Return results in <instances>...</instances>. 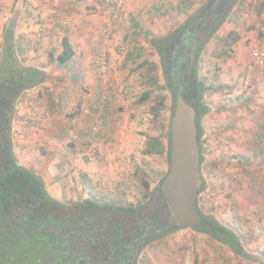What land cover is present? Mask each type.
Masks as SVG:
<instances>
[{
  "label": "rangeland",
  "instance_id": "374dc122",
  "mask_svg": "<svg viewBox=\"0 0 264 264\" xmlns=\"http://www.w3.org/2000/svg\"><path fill=\"white\" fill-rule=\"evenodd\" d=\"M205 2L128 0L119 19L108 16L113 24L108 37L101 31L83 46L77 41L78 56L61 66L50 56L62 51L59 36L67 33L66 26L58 24L62 34L44 31V40L40 32L29 39L23 31L30 26L18 25L28 0H0V56L4 29L13 26L17 38L18 26L24 65L47 73L45 83L24 91L16 102L12 139L18 162L45 179L52 197L65 205L94 199L133 210L162 185L168 159L147 156L144 150L147 138L161 136L171 122L173 99L168 94L166 108L158 110L156 95L166 94L158 89L151 100L139 102L146 90L154 89L152 78L164 84L160 70L150 71L160 65L150 41L194 19ZM223 18L202 49L199 73L209 85L234 88L205 97L212 108L202 124L201 170L207 188L199 205L238 233L246 254L239 257L184 229L147 249L169 262H183L186 255L193 264H264V0H238ZM231 31L241 39L230 47L220 40ZM103 52L111 68L106 82L95 76L94 58ZM83 66L93 68L94 88L77 76ZM221 106L227 109L219 113Z\"/></svg>",
  "mask_w": 264,
  "mask_h": 264
},
{
  "label": "trees",
  "instance_id": "16d2710c",
  "mask_svg": "<svg viewBox=\"0 0 264 264\" xmlns=\"http://www.w3.org/2000/svg\"><path fill=\"white\" fill-rule=\"evenodd\" d=\"M215 1V0H213ZM188 18L186 21L190 20ZM224 18L211 32L209 39L224 22ZM14 27L8 26L4 29L3 35V62L0 71V95L7 92V88H13L7 95V104L0 107V264H75L73 256L66 252L67 245L62 244L60 239H57L53 231H45L41 234L39 231L31 230L26 236L23 231H18L10 223L12 207H16L14 201L23 200L26 196L29 199L38 198L41 203L35 209V216L45 217L48 222L53 219L48 215L54 216L60 212L61 207L65 204L52 198L45 189L44 179L36 174V171L20 165L16 159L14 145H12V134L10 131V122L12 120L13 109L20 95L31 88L38 87L47 81V73L35 66L24 65L21 55L24 53V48H20L17 44L18 39L14 34ZM189 34L188 25L182 24L179 28H175L170 34L158 38H153L150 42L155 49L156 54L160 57V65L154 66L150 71H159L163 82L159 86L157 78H152L154 89L146 90L139 99L140 103H145L153 98L155 92L159 89L166 92L164 95L157 94L158 110L166 108L168 94L172 95L173 110L175 99L181 84L185 85L183 94L188 104L192 105L197 113L196 123L199 134V145L201 149V163H203V143L200 142L204 134L203 119L210 113L211 106L205 101L206 95H211L218 91H230L234 88L233 85H222L215 87L206 83L205 79L199 73V61L204 44L200 47L197 53V58L193 64L190 76L186 80L182 79L185 72L186 60L183 57L184 50L179 48V40H184ZM241 36L236 31H231L227 36L220 41L232 45L238 44ZM62 51L57 56L51 53V59L56 60L59 65L68 64L76 55L75 49L68 37H63L61 41ZM78 79V77L76 76ZM16 92V93H15ZM1 98V96H0ZM8 104L10 107L8 108ZM156 108H153L154 111ZM227 106L218 107L217 111L223 112ZM173 113V112H172ZM170 125H164V133L158 137H148L144 154L147 156L159 155L170 157ZM204 179V177H203ZM149 188V183H145ZM207 188L206 180H204L205 191ZM14 195V197H12ZM19 195L20 197H16ZM38 204L36 200L34 202ZM199 206V201L197 207ZM11 207V208H10ZM202 223L194 228H191L194 234L205 235L214 242L226 247L231 253L245 257L244 244L242 239L235 231L228 228L220 222L214 215L201 213ZM60 218H56L52 223L58 224ZM21 228V225H20ZM45 229V228H44ZM170 237V236H168ZM167 238V237H166ZM164 239V238H162ZM161 239V240H162ZM249 258V257H248ZM191 258L188 257L187 264H190Z\"/></svg>",
  "mask_w": 264,
  "mask_h": 264
},
{
  "label": "flooded vegetation",
  "instance_id": "af4514ba",
  "mask_svg": "<svg viewBox=\"0 0 264 264\" xmlns=\"http://www.w3.org/2000/svg\"><path fill=\"white\" fill-rule=\"evenodd\" d=\"M237 1L206 0L200 13L194 19L183 23L188 25L189 34L184 40H179V48L184 50L183 57L186 60L182 79L186 80L188 74L191 77L190 71L197 58L198 50L206 44L211 32ZM181 86L185 85L181 84ZM5 87L7 92L3 91L5 94L0 95V107L7 104L6 93L11 89L15 91L13 88ZM7 107L9 108L10 105L8 104ZM167 176L163 178L162 185L152 188L151 198L139 209L114 208L109 204H100L94 199L77 200L71 205L66 204L61 207L58 210L60 212L54 216L48 215L53 220L61 219L58 224H55L52 223L53 220L48 222L45 217L35 216V209L38 208L41 200L29 199L26 196L23 200L14 201L16 207H10L11 215H13L10 223L16 230L23 231L25 236L33 229H35L34 233L39 231L41 234L45 231H53L57 239L67 245L66 252L73 256L75 264H137L141 252L147 250L154 242L174 236L180 230H192L174 221L163 192ZM44 183L50 195L45 180ZM16 197L20 196L16 195ZM54 199L61 202L57 198ZM36 200L38 204L34 203ZM198 208L199 213H203L200 205Z\"/></svg>",
  "mask_w": 264,
  "mask_h": 264
},
{
  "label": "water",
  "instance_id": "95a60500",
  "mask_svg": "<svg viewBox=\"0 0 264 264\" xmlns=\"http://www.w3.org/2000/svg\"><path fill=\"white\" fill-rule=\"evenodd\" d=\"M2 62L3 49L0 56V71ZM183 88L181 86L178 90L173 117L169 123V173L164 182L163 192L174 221L192 228L202 222L197 202L204 187V179L196 123L197 113L195 108L186 102Z\"/></svg>",
  "mask_w": 264,
  "mask_h": 264
},
{
  "label": "crops",
  "instance_id": "0c3cea01",
  "mask_svg": "<svg viewBox=\"0 0 264 264\" xmlns=\"http://www.w3.org/2000/svg\"><path fill=\"white\" fill-rule=\"evenodd\" d=\"M22 13L18 16V25L24 22L30 26L29 29L23 31V33L28 35L27 37H29V39H37V34L40 32L44 40V38L47 37V33L59 32V23L60 25H65L67 33L59 37L61 40L63 37L69 38L77 54L75 55V59L79 53L75 47L79 45L77 41H82L84 43H82L83 46L89 42V39L97 40L101 31H104L107 26L110 28L113 26L111 19L108 18V15L103 11L99 0H28V3H25L22 7ZM46 27H48V30ZM18 31L17 26V39L19 34L22 33L21 31L18 33ZM59 53H61V51ZM112 67L115 69L113 64ZM92 69L93 68L89 66H83L81 69L80 67L77 68L76 72L77 76L82 77V80H86V83L94 88L95 79L94 70L92 71ZM91 110L94 111V107H91ZM27 168L33 169L31 167ZM154 244H156V242H154ZM165 257L164 255V258H162L145 249L141 252L137 264H187L188 262V257L186 255L184 256L185 259L183 262L180 259L176 262H173L172 259L169 262ZM190 264H193L191 260Z\"/></svg>",
  "mask_w": 264,
  "mask_h": 264
},
{
  "label": "built area",
  "instance_id": "2783aa9c",
  "mask_svg": "<svg viewBox=\"0 0 264 264\" xmlns=\"http://www.w3.org/2000/svg\"><path fill=\"white\" fill-rule=\"evenodd\" d=\"M128 0H99V3L102 6L103 11L110 17L114 19H119L121 14V10L127 4ZM104 34L106 37L110 35L109 26H107L104 30ZM94 65H95V76L101 80V82L108 81L111 68H110V60L107 54L99 53L94 58ZM104 95V94H103ZM102 98L106 99L105 96ZM101 124L99 120L97 121V125L93 128L94 133H97L98 128Z\"/></svg>",
  "mask_w": 264,
  "mask_h": 264
}]
</instances>
